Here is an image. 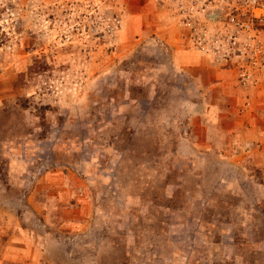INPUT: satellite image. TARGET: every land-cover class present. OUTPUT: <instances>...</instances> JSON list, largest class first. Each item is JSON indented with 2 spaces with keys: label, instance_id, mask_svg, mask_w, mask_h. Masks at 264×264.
Here are the masks:
<instances>
[{
  "label": "rangeland",
  "instance_id": "rangeland-1",
  "mask_svg": "<svg viewBox=\"0 0 264 264\" xmlns=\"http://www.w3.org/2000/svg\"><path fill=\"white\" fill-rule=\"evenodd\" d=\"M263 10L0 0L2 264H264Z\"/></svg>",
  "mask_w": 264,
  "mask_h": 264
},
{
  "label": "crops",
  "instance_id": "crops-1",
  "mask_svg": "<svg viewBox=\"0 0 264 264\" xmlns=\"http://www.w3.org/2000/svg\"><path fill=\"white\" fill-rule=\"evenodd\" d=\"M8 254V250H6L5 253L2 254V256L0 257V263L2 264L4 262V258L5 256Z\"/></svg>",
  "mask_w": 264,
  "mask_h": 264
},
{
  "label": "built area",
  "instance_id": "built-area-1",
  "mask_svg": "<svg viewBox=\"0 0 264 264\" xmlns=\"http://www.w3.org/2000/svg\"><path fill=\"white\" fill-rule=\"evenodd\" d=\"M263 12H264V10H263Z\"/></svg>",
  "mask_w": 264,
  "mask_h": 264
}]
</instances>
